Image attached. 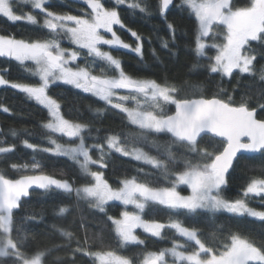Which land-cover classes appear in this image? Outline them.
<instances>
[{
  "label": "snow or ice",
  "instance_id": "1",
  "mask_svg": "<svg viewBox=\"0 0 264 264\" xmlns=\"http://www.w3.org/2000/svg\"><path fill=\"white\" fill-rule=\"evenodd\" d=\"M14 2L28 4L40 13H45L43 27L49 30L52 38L26 41L0 35V57L25 65V70L39 79L37 85L10 83L0 75V86L17 89L46 109L51 121L43 127L49 133L78 140L76 146L66 147L49 135L48 142L53 147L39 150L75 161L93 183L74 188L69 182L48 175H25L14 180L0 173V264H43L44 253L32 256L25 254L27 236H21L20 230L14 225L15 211L21 208L22 198L28 197L33 187L45 191L62 190L68 194L75 192L78 198L87 200L100 213L106 212V205L111 201L133 206L136 211H124L121 218L107 217L122 246L144 243L137 236V229L153 237H161L166 225L145 220L142 215L151 205L164 206L176 213L183 210L186 214H199L202 211L215 215L219 211H227L264 221V211L248 207L242 199L230 202L222 195V189L227 183L226 174L233 167L238 153L264 155V119L257 118L258 111L264 114V93L257 101L258 107L252 106L250 99L246 98L237 104L231 97L227 101L221 98L181 97L178 95L180 90L175 86L130 77L123 71L121 61L110 51L102 49L101 46L129 49L130 45L114 31V25L125 27L118 12L106 8L101 0H83L91 10L87 17L55 14L45 7L48 0H0V16L12 22L25 20L37 25L35 15L16 14ZM115 3L124 5L126 0H115ZM172 4L173 0H161V12ZM182 4L190 9L198 25L196 56L203 58L208 47L215 49V55L208 56L210 73L227 77H233L234 73L256 74L253 63L255 55L252 52L254 48L264 50V0H252L249 6L243 7L236 6L234 0H182ZM128 7L145 11V7L138 2L129 3ZM214 26H222L223 43H212L209 46L204 38L213 33ZM168 27L170 30L173 28L171 24ZM104 33L111 34V38H107ZM61 34L79 50H86L85 56L103 62L116 75H95L88 67L75 64L81 52H69L63 48L59 39ZM131 35L140 41L136 32L132 31ZM163 46L168 47L167 41ZM133 50L141 54V44L138 43ZM26 62H31L34 67H29ZM258 79L264 82V68L260 70ZM55 83L71 85L84 93H90L104 104L126 114L131 124L142 130L139 136L142 141H148L154 134H170L171 143H179L187 150L183 168L173 173L171 186L152 187L133 178L123 180L122 187L114 189L104 179L102 172L92 171L90 165L106 167L103 147L99 143L92 146L100 152V158L93 159L85 139L88 125L74 123L62 115L60 103L49 94L50 86ZM117 90H126L128 94L120 95ZM129 100L134 101L136 106L126 107L124 102ZM161 102L174 106V114H168ZM3 111L8 112L9 109L5 107ZM12 134L16 133L13 131ZM205 139L213 142L212 151L208 150V146L202 147ZM23 143L26 148L37 150V145L27 140ZM106 144L108 149L151 165L165 174L169 172V165L176 161L171 150L166 153L167 160L151 156L138 147L129 150L122 145L118 135L108 136ZM13 150L12 147L0 146V153ZM39 166L35 161L31 164L33 170ZM12 167L21 166L13 164ZM22 167L26 169L29 165ZM178 185L187 186L191 194L182 195L177 190ZM248 194H264V179L253 180L246 189L245 195ZM67 211L66 207L59 208L61 215ZM167 227L175 229L187 242H194L198 250L181 251L179 249L185 245L175 243L171 248L148 253L143 264H170L167 259L169 256L172 257L171 264H264V246L258 247L240 235L232 234L230 242L225 241L223 250L217 252L205 245L195 229L182 226L178 221L171 222ZM61 234L72 237L71 232L62 231ZM80 251L84 250L78 243L73 255ZM84 255L94 256L99 264H132L128 258L111 251H84Z\"/></svg>",
  "mask_w": 264,
  "mask_h": 264
},
{
  "label": "trees",
  "instance_id": "2",
  "mask_svg": "<svg viewBox=\"0 0 264 264\" xmlns=\"http://www.w3.org/2000/svg\"><path fill=\"white\" fill-rule=\"evenodd\" d=\"M179 1L175 0L174 6L165 14L160 10V0H126L124 5H117L115 0H101L106 8L117 9L125 27H116L115 32L130 45L129 49L116 48L108 51L121 61L123 71L130 77L175 86L180 90L178 95L181 97L221 98L226 101L231 97L237 104L242 98H246L250 99L252 106L258 107L257 101L264 93V82L258 79L260 70L264 68V50L254 48L252 52L255 55V75L234 73L233 77H225L210 73L208 56H214L215 50L207 48L205 57L196 56L198 25L188 9L177 5ZM135 2L144 6L145 11L128 7L129 3ZM251 2L252 0H234L238 7L249 6ZM45 7L58 15H81L79 12H89L83 0H51ZM24 9L31 12L29 7ZM169 24L173 26L171 30ZM132 31L138 34L140 41L131 35ZM0 35L26 41L52 38V34L40 23H14L3 16H0ZM59 39L63 48L74 50L63 34ZM165 41L168 43L167 48L163 46ZM138 43L142 46L141 54L133 50ZM84 53L86 52L81 51L79 62L86 65L91 63L94 66L93 72L97 75L116 74L103 62L85 56ZM26 65L33 67L30 62H26ZM0 75L10 83H39L36 77L25 70V65L7 57H0ZM49 94L60 103L65 118L88 125L85 139L93 159H99L100 152L92 146L96 143L102 145L106 167L100 168L98 164L89 167L92 171L102 172L112 188L118 189L123 180L133 178L152 187H168L171 186L173 173L182 170L187 150L179 143H171L172 138L168 134H154L148 141H142L139 139L142 130L132 125L119 110L104 104L91 94L62 84L50 86ZM162 106L168 114L173 112L172 105ZM5 107L9 109L8 112L3 111ZM257 118L264 119V114L258 111ZM48 120L46 110L26 94L10 86H0V146L14 149L9 153H0V173L10 179L25 175H48L67 181L74 188L91 184V177L83 173L72 160L39 150L51 147L49 135L64 144L74 145L78 142L76 139L68 140L59 134L49 133L43 127ZM13 131L15 135L12 134ZM111 135H118L123 146L141 148L158 159L167 160L166 153L171 150L176 161L169 165V172L165 174L151 165L124 158L108 149L106 139ZM25 140L37 145V150L26 148L23 143ZM212 143L205 139L202 147L208 146V150L212 151ZM34 161L40 165L35 170L31 168ZM13 164L21 167L13 168ZM23 165L29 167L25 169ZM259 179H264V155L241 156L227 176L222 195L229 201L242 199L249 207L264 211V195H245L251 182ZM177 190L181 194H189L186 187H178ZM60 207H66L68 211L61 215ZM123 210H126L123 206L109 203L106 205V212L100 213L87 200L78 198L74 193L35 191L21 202V208L14 215V225L20 230L21 236H27L25 254L32 256L44 253L43 264H93L90 255H84V251H111L128 258L132 264H140L148 253L171 248L175 243L185 245L182 250L186 252L198 250L194 242H187L175 229L167 227L175 221L189 229H195L205 245L217 252L223 250L225 241L230 242L232 234L240 235L258 247L264 246V221L225 212H217L215 215L202 211L199 214H186L181 210L176 213L160 205L149 206L142 215L145 220L166 225L161 237L154 238L139 232L144 241L142 245L122 246L107 217L117 218ZM129 210L131 209L126 211ZM62 231L71 232L72 237L63 236ZM78 243L84 251L73 255Z\"/></svg>",
  "mask_w": 264,
  "mask_h": 264
},
{
  "label": "rangeland",
  "instance_id": "3",
  "mask_svg": "<svg viewBox=\"0 0 264 264\" xmlns=\"http://www.w3.org/2000/svg\"><path fill=\"white\" fill-rule=\"evenodd\" d=\"M51 0H48V2H50ZM175 4V3H174ZM86 5V4H85ZM179 7H184V8H186V9H188L187 8V6L186 5H183L182 4V0H180L179 2H178V4H177ZM87 6V5H86ZM13 7H14V12L16 13V14H21V15H27V14H33V13H37V14H35V16L37 17V20H38V23H40L42 26H43V23H44V19L46 18V14L45 13H40L38 10H35V9H33L30 5H28V4H23V3H19V2H14V5H13ZM25 7H29L30 9H31V12L30 11H26V9H24ZM88 7V6H87ZM114 10H116L117 11V9H114ZM189 11H190V9H188ZM90 9H89V12H79V13H81V15L80 14H71V15H77V16H82V17H87V15L90 13ZM191 12V11H190ZM34 15V14H33ZM4 18H6V17H4ZM7 19V18H6ZM8 20V19H7ZM8 21H10V20H8ZM10 22H12V21H10ZM17 22H21V23H26V24H29V23H27L25 20H21V21H17ZM15 23V22H14ZM30 25H32V24H30ZM114 27V31H115V28L116 27H118V28H121L119 25H114L113 26ZM47 31H49L48 29H46ZM104 35L107 37V38H111V34H108V33H104ZM67 38V37H66ZM67 40L69 41V43H70V45H72L73 47H74V50L73 49H67L69 52L70 51H78V52H81L78 48H77V46L76 45H74L73 43H71V41L67 38ZM204 42L206 43V45H211L212 43H223V29H222V26H214V31H213V33H210V35L208 36V37H205L204 38ZM102 47V49L103 50H106L107 49V51H108V49H116V47H114V48H109L108 46H101ZM208 48H211V47H208ZM120 49V48H119ZM122 49V48H121ZM213 50H215L214 48H212ZM83 51H85L86 52V50H83ZM81 58V56H79L78 57V59H77V61L75 62V64H78L80 67H88V69L92 72V74H95V75H97L96 73H94L93 71H94V66H92L91 65V63L89 64V65H86V64H83V63H80L79 61V59ZM31 63V62H30ZM70 66H75V65H70ZM33 67H34V65H33ZM116 75V74H115ZM100 76H104V75H100ZM225 77H227V76H225ZM37 79H38V77H36ZM140 80H145V79H140ZM148 80V79H147ZM38 81H39V79H38ZM56 84H62V85H66V84H63V83H55V84H53V85H56ZM52 86V85H51ZM66 86H69V87H72V88H74L73 86H71V85H66ZM75 89V88H74ZM81 91V90H80ZM120 95H127V94H125L124 92L122 93V92H118ZM87 94H90V93H87ZM34 101V100H33ZM114 102H115V99H114ZM125 103V106L126 107H135L136 105H135V102L134 101H132V100H129V101H127V102H124ZM162 103V105H163V102H161ZM128 104H130L131 106H129ZM41 106V105H40ZM110 106V105H109ZM42 107V106H41ZM46 110V109H45ZM118 110V109H117ZM46 112H47V110H46ZM124 114V113H123ZM125 116H126V114H124ZM48 116H49V114H48ZM127 117V116H126ZM51 121V117L49 116V120L47 121V122H50ZM130 122V121H129ZM75 123V122H74ZM131 123V122H130ZM133 125V124H132ZM134 126H136V125H134ZM137 128H138V126H136ZM60 135V134H59ZM63 137H65V136H63ZM66 139H68V140H74L75 138H68V137H65ZM59 143H61V142H59ZM78 143V142H77ZM76 143V144H77ZM62 144H64V143H62ZM76 144H74V145H71V144H64L66 147H73V146H76ZM53 147V145H51V147L50 148H52ZM126 147V146H125ZM126 148H128L129 150H131L132 148L131 147H126ZM114 151V150H113ZM50 154H52V153H50ZM118 155H120V156H122V157H124V158H127V159H131V160H134V159H132L130 156L129 157H126V156H123V155H121V154H119V153H117ZM52 155H54V154H52ZM58 156V155H57ZM62 157H65V156H62ZM65 158H68V157H65ZM69 159V158H68ZM81 160H82V158H80ZM71 160V159H70ZM73 161V160H72ZM134 161H136V160H134ZM73 162H75V161H73ZM137 162H139V163H142V164H145V163H143V162H140V161H137ZM76 163V162H75ZM77 164V163H76ZM78 165V164H77ZM148 165V164H147ZM79 166V165H78ZM93 183V182H92ZM84 187V186H83ZM122 187V186H121ZM178 187H186L187 188V186H185V185H178L177 186V188ZM75 188H82V187H75ZM120 188V187H119ZM188 189V188H187ZM188 191H189V194H186V195H190L191 193H190V189H188ZM74 194H75V192H73ZM182 195H184V194H182ZM262 195H264V194H262ZM229 201V200H228ZM230 202H234V201H230ZM109 203H117V204H119V205H121V206H123L126 210L127 209H131V210H129L130 212H134V211H136V209H134V207L133 206H131V205H129V206H124L123 204H121L120 202H117V201H111V202H109ZM108 203V204H109ZM249 207V206H248ZM251 208V207H250ZM168 209V208H167ZM252 209H254V208H252ZM126 210H123V212L124 211H126ZM254 210H256V209H254ZM257 211H259V210H257ZM219 212H225V213H228L227 211H219ZM121 214H122V212L120 213V215L117 217V218H121ZM228 214H231V215H235V214H232V213H228ZM244 216H247L246 214L244 215ZM249 217V216H248ZM115 231V230H114ZM139 232H141V233H143V234H146V235H149V236H151V234H149V233H146V232H144L142 229H137L136 230V234H137V236L140 238V236H139ZM151 237H153V236H151ZM154 238H159V237H154ZM141 239V238H140ZM179 250H181V251H183L182 250V248L181 249H179ZM93 253V252H92ZM202 255V254H201ZM147 256V255H146ZM146 256L143 258V260H142V262L140 263V264H143V262H144V259L146 258ZM91 257V262L93 263V264H99V261L98 260H96L95 259V257L94 256H90ZM167 259L170 261V260H172V257H167ZM172 262V261H171ZM171 262H170V264H171Z\"/></svg>",
  "mask_w": 264,
  "mask_h": 264
},
{
  "label": "water",
  "instance_id": "4",
  "mask_svg": "<svg viewBox=\"0 0 264 264\" xmlns=\"http://www.w3.org/2000/svg\"><path fill=\"white\" fill-rule=\"evenodd\" d=\"M160 2H161V0H160ZM174 3H175V0H173V4L172 5H170L169 6V8L168 9H166V10H164V12H162V13H167L173 6H174ZM118 92H127L126 90H117ZM171 114H174V106H173V112L171 113ZM169 136H170V134H168ZM260 153H238V156H237V159L238 158H240L241 156H247V157H252V156H258ZM237 159L234 161V163L237 161ZM234 163H233V165H234ZM231 169L232 168H230L229 169V171H228V173L226 174V176H228L229 175V173H230V171H231ZM22 177H20V178H17V179H21ZM54 178V177H53ZM56 179V178H55ZM15 180V179H14ZM71 184V183H70ZM72 185V184H71ZM53 190H56V189H53ZM35 191H45V190H41V189H37V188H35V187H33L32 189H30V194L32 193V192H35ZM57 191H62V190H57ZM30 196V195H29ZM29 196L28 197H25V198H22V201L23 200H27L28 198H29ZM21 201V202H22ZM17 211V210H16ZM15 211V212H16Z\"/></svg>",
  "mask_w": 264,
  "mask_h": 264
},
{
  "label": "flooded vegetation",
  "instance_id": "5",
  "mask_svg": "<svg viewBox=\"0 0 264 264\" xmlns=\"http://www.w3.org/2000/svg\"><path fill=\"white\" fill-rule=\"evenodd\" d=\"M123 93V92H122ZM125 94H128L127 92H124Z\"/></svg>",
  "mask_w": 264,
  "mask_h": 264
}]
</instances>
